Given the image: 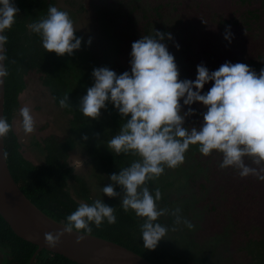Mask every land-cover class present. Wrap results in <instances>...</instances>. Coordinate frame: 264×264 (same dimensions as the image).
<instances>
[{"label": "rangeland", "instance_id": "obj_1", "mask_svg": "<svg viewBox=\"0 0 264 264\" xmlns=\"http://www.w3.org/2000/svg\"><path fill=\"white\" fill-rule=\"evenodd\" d=\"M47 1L51 6L69 14L75 35L82 38L81 49L74 51L71 56L65 54L62 59L68 73L65 76L66 96L77 110L80 98L94 82V68L108 67L117 74L130 71L131 45L145 36L142 29L144 17L150 21V31L159 26L156 23L158 21L161 27L172 34L174 44L167 47L175 57L180 75L185 76L184 73H187L196 76V71L190 67L195 63L205 66L206 63L213 64V60L204 63L202 58L207 55L214 58L216 51L215 47L211 51L207 46L203 50L200 38L202 35L208 38L209 35L205 33L213 26L204 23L215 15L220 6H224L225 13L228 9L230 14L231 8H237L236 19H239L238 26L242 31L235 32L236 36L232 39L235 43L230 45H234L232 51L239 54L229 60L231 63H244L257 74L264 68V22L245 19L246 15L240 14L236 0ZM159 3L164 5L165 12L157 16L155 7ZM15 5L23 12L25 1L19 0ZM27 20L29 30L30 21ZM244 34L257 41L253 51L243 53L246 49L242 40ZM218 38L219 42L224 41V36ZM89 39L91 44L87 45L85 42ZM177 44L179 49L176 48ZM194 59V63L189 62ZM216 65L219 68L222 63L215 61L209 70L216 69ZM40 78L41 75L36 71L22 74L24 89L11 118V128L22 156L34 165L44 164V140L51 135L70 133L75 140V148L68 157L71 174L67 179V191L71 198L79 204L103 199L111 207L121 206L119 196L109 198L103 194L102 188L111 183V174H118L119 170L130 166L139 157L129 153L127 158L109 165V172H106L89 155L92 147L97 148L101 154H116L107 148V142L119 131L123 123L121 116L109 104L106 110H101L99 120H90L83 115L82 123L73 124L70 122L72 115H66L53 102ZM208 86L203 91L206 92ZM196 105L202 112L201 107ZM25 107L33 118L34 131L29 134L23 130L21 110ZM185 126L197 125L190 119L185 122ZM221 161V154L214 151L204 156L198 151L197 145H192L185 154L183 164L174 169L166 167L159 178L148 182L150 191L156 188L161 191L158 208L167 210L165 215L158 218V222L168 228L165 240L158 243L166 251L163 264H250L251 259L246 251L248 241L264 238V181L248 178L243 183L239 176L236 190L232 169H221ZM81 186L85 187L86 193L81 191ZM115 191L121 193L120 187L116 186ZM177 208L180 210L179 215L191 222L192 228L183 222L175 223L171 212ZM128 211L135 215L132 210ZM5 257L6 252L0 250V264H4ZM251 264L259 263L252 261Z\"/></svg>", "mask_w": 264, "mask_h": 264}, {"label": "clouds", "instance_id": "obj_2", "mask_svg": "<svg viewBox=\"0 0 264 264\" xmlns=\"http://www.w3.org/2000/svg\"><path fill=\"white\" fill-rule=\"evenodd\" d=\"M19 9L15 0H0V87L8 70L4 64L6 30L15 23ZM41 38L46 52L71 56L82 46L75 35L73 20L66 11L49 6L45 18L29 25ZM171 33L155 30L154 35L141 36L131 45L130 71L117 74L108 67L94 68L93 84L79 100L78 110L90 120H99L101 110L111 104L121 116L119 131L107 142V148L117 155L131 153L139 159L113 173L111 183L103 186L109 198L119 196L125 211L132 210L142 218L141 239L145 249L154 250L168 231L158 222L167 210L158 208L159 188L150 191L148 182L159 178L165 168L174 169L185 160L190 146L197 145L204 156L214 151L222 155L221 169L232 168L240 177L255 176L264 181V68L257 74L244 63L225 62L210 71L200 64L195 80L180 79L174 55L168 50L165 38ZM224 39L231 43V26L225 28ZM91 44V39L85 42ZM179 49V45H176ZM211 87L205 92V85ZM193 104L202 112L199 126L186 127L189 117L196 115ZM61 108L72 106L68 96L59 100ZM23 130L34 131L33 118L27 107L21 110ZM10 124L0 117V139L10 131ZM87 140V136L84 137ZM250 161V164L248 163ZM255 165L256 167H252ZM119 186L121 193L115 191ZM174 209L175 223L193 225ZM114 207L103 199L88 204L81 202L66 217L63 231L46 234L49 247H56L67 233H90L92 225L99 228L104 222L115 224ZM83 237L79 235L78 240Z\"/></svg>", "mask_w": 264, "mask_h": 264}, {"label": "trees", "instance_id": "obj_3", "mask_svg": "<svg viewBox=\"0 0 264 264\" xmlns=\"http://www.w3.org/2000/svg\"><path fill=\"white\" fill-rule=\"evenodd\" d=\"M19 0H15V3ZM25 8L16 16L15 23L5 34L8 39L5 44V66L8 70L7 77L4 78V111L3 118L11 126V118L18 107V97L24 89V82L22 74L24 72L30 73L36 71L41 75V82L44 87L48 89L53 102L60 107L59 100L66 97L67 81L65 76L68 74L62 63L63 56H57L55 53L46 52L42 47L41 38L38 34L31 31L28 32L26 26L27 18H30L31 23L39 21L44 18L41 15L43 10L48 11V5L45 0H24ZM177 1V0H173ZM185 1V0H183ZM240 9V14L245 16V19L259 20L264 22V0H236ZM222 2V0L220 1ZM236 7V6H235ZM156 14L160 16L165 12L163 4L159 3L156 7ZM224 6L216 9L215 15L207 20L205 24H212L205 33L208 38L201 36V44L203 50L206 46L212 51V47L216 48L215 57L208 56L202 58L204 63L213 60V64H207V68L211 69L215 64L230 62L236 57L237 52L232 51L235 48V43L231 41L228 43L225 39L219 42V36H224L225 24L231 26V32L235 38V32L242 31L238 26L239 19H236L237 8H231V14L228 9L223 11ZM220 22V23H216ZM223 22V23H222ZM159 25L149 30L150 21L146 17L143 19V32L146 35H154L155 30L161 33H168L167 29ZM216 23V24H215ZM222 23V24H221ZM209 26V25H208ZM245 31V30H244ZM243 33V32H242ZM166 45L174 44L173 40L165 38ZM246 45L243 53L253 51L255 49V42L251 38H247V34L242 37ZM224 42L223 44H220ZM238 46H236L237 48ZM246 51V52H245ZM205 53V51H204ZM200 59V58H196ZM189 61L194 63L195 60ZM198 64H193L190 68L197 69ZM218 68V66L216 65ZM216 68V69H217ZM213 69V70H216ZM212 71V70H210ZM186 79L195 80L196 76L184 73ZM183 75V74H182ZM180 75V76H182ZM185 76L181 79H185ZM208 85H205L207 87ZM211 87V82L208 88ZM196 109V115L189 117L187 120H192L197 127L202 122L200 115V108L196 104L192 105ZM61 108V107H60ZM66 115H72L73 124H80L83 121V114L74 109L72 106L61 108ZM186 120V121H187ZM72 132V129H71ZM45 159L44 164L34 165L28 162L21 154L20 145L17 138L10 127L9 133L4 137V151L10 173L23 194L44 214L48 217L66 223V217L71 214L79 206L67 191V179L71 174V169L68 167L69 153L75 148V140L69 133L61 136L51 135L44 140ZM89 155L93 162H96L103 170L109 172V165L115 164L121 159L127 158L128 154H101L97 148L89 149ZM250 163V161H248ZM95 164V163H94ZM254 167H256L254 165ZM232 169V168H231ZM233 183L236 190H238L237 181L239 179L238 173L232 169ZM248 178L257 180L255 176L240 177L244 182ZM83 185L80 179H77ZM81 191L86 193L84 186H81ZM94 202V201H93ZM93 202H90L93 203ZM108 205V201L104 200ZM115 209L117 221L115 224H108L104 222L99 228L94 224L92 234L102 237L113 242H116L129 250L139 254L153 264H163L162 261L166 258V251L160 245L154 250L145 249L143 240L141 239L140 225L143 222L140 217L133 215L129 211H125L122 206ZM211 226V225H210ZM246 251L250 256V264L253 261H258L259 264H264V238L252 239L248 241ZM37 247L29 242L18 238L10 229L9 225L0 216V250L6 252L4 264H28ZM262 261V262H261ZM32 264H77L66 259L58 254H53L47 251H41L36 255Z\"/></svg>", "mask_w": 264, "mask_h": 264}, {"label": "water", "instance_id": "obj_4", "mask_svg": "<svg viewBox=\"0 0 264 264\" xmlns=\"http://www.w3.org/2000/svg\"><path fill=\"white\" fill-rule=\"evenodd\" d=\"M3 111L4 84L0 87V117ZM0 216L18 238L37 247L28 264L43 250L77 264H153L116 242L75 230L66 233L56 247H49L45 235L63 231L65 224L44 214L19 189L8 168L4 138L0 139ZM79 235L83 238L78 240Z\"/></svg>", "mask_w": 264, "mask_h": 264}, {"label": "flooded vegetation", "instance_id": "obj_5", "mask_svg": "<svg viewBox=\"0 0 264 264\" xmlns=\"http://www.w3.org/2000/svg\"><path fill=\"white\" fill-rule=\"evenodd\" d=\"M45 2L47 3V5H48V8H49V6L51 5V3L50 2H48L47 0H45ZM48 13V11L45 9V10H43V14L44 15H41V16H45L46 17V14ZM28 20L27 21H30V18H27ZM30 24H31V21H30ZM26 26H27V23H26ZM28 29V28H27ZM30 31V28H29V30H28V32Z\"/></svg>", "mask_w": 264, "mask_h": 264}]
</instances>
